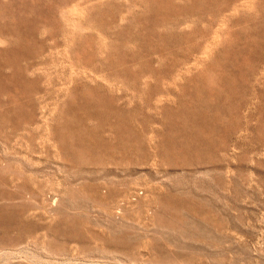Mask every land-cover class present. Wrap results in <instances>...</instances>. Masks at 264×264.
I'll list each match as a JSON object with an SVG mask.
<instances>
[{
  "label": "rangeland",
  "instance_id": "374dc122",
  "mask_svg": "<svg viewBox=\"0 0 264 264\" xmlns=\"http://www.w3.org/2000/svg\"><path fill=\"white\" fill-rule=\"evenodd\" d=\"M1 206L0 264H264V0H0Z\"/></svg>",
  "mask_w": 264,
  "mask_h": 264
},
{
  "label": "bare ground",
  "instance_id": "6f19581e",
  "mask_svg": "<svg viewBox=\"0 0 264 264\" xmlns=\"http://www.w3.org/2000/svg\"><path fill=\"white\" fill-rule=\"evenodd\" d=\"M76 21V20H75ZM74 22V21H73ZM77 24H78V22H77ZM76 24V25H77ZM75 25V24H74ZM87 29V28H86ZM84 73V72H83ZM88 77H89V75H88ZM87 77V78H88ZM91 77V76H90ZM88 81V80H87ZM59 127V126H58ZM60 129V128H59ZM24 130V129H23ZM121 132V131H120ZM18 133V132H17ZM57 133V132H56ZM18 134H20V133H18ZM60 139H61V141L63 142L62 144L63 145H65V144H74V143H76V144H78V145H82V144H86V145H88L87 147L88 148H94L95 147V145H94V142L93 141H91V140H89L88 138H86L85 136L83 137V136H73V134H71V133H68V132H64V131H62L61 133H60V137H59ZM104 142H105V139H104ZM111 144H113V143H111ZM126 146H128V145H126ZM124 147H125V145H124ZM136 150V149H135ZM19 158V157H18ZM17 159V158H16ZM217 161V160H216ZM151 192V191H150ZM39 193V192H38ZM119 195V192L115 189V190H111V191H109V196H111V195ZM125 195V194H124ZM107 197H105L104 199H106ZM172 199V198H171ZM126 202V201H125ZM149 203V202H148ZM54 204V203H53ZM51 205V204H50ZM181 205V204H180ZM50 207V206H49ZM3 208H5V206H1L0 207V210H2ZM37 207H34V206H26V207H24V211L26 210L27 212H36L37 213V211H35V209H36ZM116 208V210L115 211H113V214L115 215L116 213H119V211L121 210L119 207H115ZM28 214V213H27ZM33 214V213H32ZM25 216H27V215H25ZM30 216V215H29ZM25 219V218H24ZM66 224V223H65ZM261 228V227H260ZM125 238H127V239H124V238H121V237H117V238H104V242L107 244V245H109V246H112V247H120V246H125V245H129L131 242H132V238L131 237H127V236H125ZM241 238V237H240ZM133 244V243H132ZM60 245V244H59ZM22 250V249H21ZM23 252V251H22ZM24 255V254H23ZM230 257V256H229ZM218 259V258H217ZM2 261V260H1ZM214 261V260H213ZM212 261V262H213ZM35 262V261H34Z\"/></svg>",
  "mask_w": 264,
  "mask_h": 264
}]
</instances>
